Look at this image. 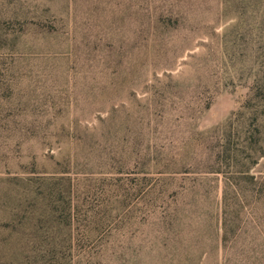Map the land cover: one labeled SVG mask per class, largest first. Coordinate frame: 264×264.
Instances as JSON below:
<instances>
[{
    "label": "rangeland",
    "instance_id": "1",
    "mask_svg": "<svg viewBox=\"0 0 264 264\" xmlns=\"http://www.w3.org/2000/svg\"><path fill=\"white\" fill-rule=\"evenodd\" d=\"M0 264H264V0H0Z\"/></svg>",
    "mask_w": 264,
    "mask_h": 264
},
{
    "label": "trees",
    "instance_id": "2",
    "mask_svg": "<svg viewBox=\"0 0 264 264\" xmlns=\"http://www.w3.org/2000/svg\"><path fill=\"white\" fill-rule=\"evenodd\" d=\"M226 230H227V223H226ZM227 232V231H226Z\"/></svg>",
    "mask_w": 264,
    "mask_h": 264
}]
</instances>
